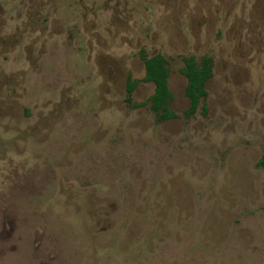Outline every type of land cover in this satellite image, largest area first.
Segmentation results:
<instances>
[{
  "label": "rangeland",
  "instance_id": "374dc122",
  "mask_svg": "<svg viewBox=\"0 0 264 264\" xmlns=\"http://www.w3.org/2000/svg\"><path fill=\"white\" fill-rule=\"evenodd\" d=\"M255 3L0 0V264H264ZM142 51L169 68L159 124L151 83L126 101ZM203 55L207 113L187 115L179 69Z\"/></svg>",
  "mask_w": 264,
  "mask_h": 264
},
{
  "label": "trees",
  "instance_id": "16d2710c",
  "mask_svg": "<svg viewBox=\"0 0 264 264\" xmlns=\"http://www.w3.org/2000/svg\"><path fill=\"white\" fill-rule=\"evenodd\" d=\"M144 64V76L142 81L153 84V93L149 97V107L154 115V121L160 123L168 119L174 118L175 113L170 108L172 101V92L167 83L169 68L166 65L164 56L160 53L147 56L143 51L140 55ZM183 66L180 68V73L186 77L185 96L189 99V107L186 114H193L197 108L201 107V113H207V105L204 100L207 96L206 82L212 75V58L208 55H203L199 61L193 56L183 57ZM140 79H129L126 85L128 102L131 101L130 94L136 87ZM135 103L134 105H143ZM264 169V155L257 162Z\"/></svg>",
  "mask_w": 264,
  "mask_h": 264
},
{
  "label": "flooded vegetation",
  "instance_id": "af4514ba",
  "mask_svg": "<svg viewBox=\"0 0 264 264\" xmlns=\"http://www.w3.org/2000/svg\"><path fill=\"white\" fill-rule=\"evenodd\" d=\"M224 1V0H223ZM227 1H231V0H227ZM253 1H255L256 3H255V7H254V9L253 10H251V9H243L242 11H243V14L245 13V14H247V15H257V16H264V5L262 6V1L263 0H253ZM257 2H259L258 4H257ZM0 8H1V4H0ZM259 8V9H258ZM218 10V9H217ZM223 10V9H222ZM225 11H230V9H228V10H225ZM227 12H225V14H228ZM2 36H0V55L1 54H3V51H4V40H3V38H1ZM156 54V53H155ZM161 54V53H160ZM153 55V54H152ZM147 56H151V55H147ZM165 58V57H164ZM196 59V58H195ZM166 60V59H165ZM197 60V59H196ZM198 61V60H197ZM182 63H183V60H182ZM167 65V64H166ZM182 66H183V64H182ZM179 71H180V69H179ZM144 73H145V70H144ZM183 75V74H182ZM184 76V75H183ZM212 76V75H211ZM168 77H169V75H168ZM185 77V76H184ZM186 78V77H185ZM210 78V77H209ZM208 78V79H209ZM141 80V79H140ZM142 81V80H141ZM208 81V80H207ZM146 82V81H145ZM150 83V82H149ZM167 83H168V79H167ZM152 84V83H151ZM186 84V83H185ZM206 84H207V82H206ZM153 85V84H152ZM168 87H169V84H168ZM170 89V88H169ZM207 89V88H206ZM134 91V90H133ZM132 91V92H133ZM171 91V90H170ZM172 92V91H171ZM184 92H185V87H184ZM126 93H127V91H126ZM153 93V92H152ZM132 94V93H131ZM131 94H130V97H131ZM184 95H185V93H184ZM207 95H208V91H207ZM172 96H173V93H172ZM150 97V96H149ZM127 98V97H126ZM132 98V97H131ZM206 98H207V96H206ZM205 98V99H206ZM188 99V98H187ZM172 100H173V98H172ZM127 101V100H126ZM188 101H189V99H188ZM128 102V101H127ZM147 102H148V104H149V98H148V100H147ZM147 102H145L143 105H145ZM129 104H131L132 103V105L134 106V107H138V106H143V105H137V106H135L134 104L135 103H142V102H132V99H131V101L130 102H128ZM171 103V102H170ZM204 103H205V100H204ZM170 106V105H169ZM188 107H189V105H188ZM188 107H187V109H188ZM200 107V106H199ZM199 107L197 108V109H199ZM171 108V107H170ZM201 108V107H200ZM149 109H150V107H149ZM172 109V108H171ZM186 109V110H187ZM186 110H185V113H186ZM173 111V110H172ZM197 111V110H196ZM195 111V112H196ZM24 112H26V111H24ZM152 112V111H151ZM174 112V111H173ZM194 112V113H195ZM175 113V112H174ZM153 114V113H152ZM188 115V114H187ZM189 115H191V114H189ZM175 117H176V114H175ZM174 117V118H175ZM153 118H154V115H153ZM172 119V118H171ZM169 120V119H168ZM155 122V121H154ZM164 122V121H163ZM156 123V122H155ZM160 123H162V122H160ZM157 124H159V123H157ZM262 157V156H261ZM260 157V158H261ZM260 158H259V160H260ZM258 160V161H259ZM257 161V162H258ZM260 167H261V165H259ZM262 168V167H261ZM262 170H264L263 168H262Z\"/></svg>",
  "mask_w": 264,
  "mask_h": 264
}]
</instances>
